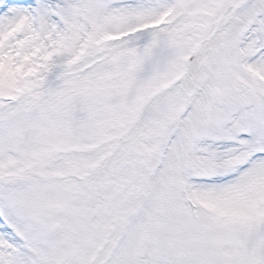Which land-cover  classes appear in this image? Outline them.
I'll list each match as a JSON object with an SVG mask.
<instances>
[{"label":"snow or ice","instance_id":"snow-or-ice-1","mask_svg":"<svg viewBox=\"0 0 264 264\" xmlns=\"http://www.w3.org/2000/svg\"><path fill=\"white\" fill-rule=\"evenodd\" d=\"M0 264H264V0H0Z\"/></svg>","mask_w":264,"mask_h":264}]
</instances>
